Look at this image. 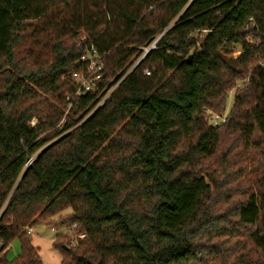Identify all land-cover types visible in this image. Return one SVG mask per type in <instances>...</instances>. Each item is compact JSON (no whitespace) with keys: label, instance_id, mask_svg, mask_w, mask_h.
Masks as SVG:
<instances>
[{"label":"trees","instance_id":"1","mask_svg":"<svg viewBox=\"0 0 264 264\" xmlns=\"http://www.w3.org/2000/svg\"><path fill=\"white\" fill-rule=\"evenodd\" d=\"M92 45L100 89L68 98ZM263 63L264 0H0V264H44L41 223L86 233L62 264H264ZM226 139L254 182L218 213Z\"/></svg>","mask_w":264,"mask_h":264},{"label":"rangeland","instance_id":"2","mask_svg":"<svg viewBox=\"0 0 264 264\" xmlns=\"http://www.w3.org/2000/svg\"><path fill=\"white\" fill-rule=\"evenodd\" d=\"M205 32L200 34V37H204ZM239 51H235L234 55H237ZM233 95L230 96L228 103L232 104ZM67 112V111H66ZM211 112L208 113V117ZM64 118L60 121L61 124ZM36 120H33L35 124ZM237 147L232 149L230 154L229 166L222 168L218 163L221 157L226 152L227 148L231 145L233 147L232 139H226L223 141L218 154L212 160L213 163V175L216 178V189L213 193L211 206L215 212H223L231 210L234 205L244 199L243 192L249 189L254 182V174L251 173L252 161L246 158V152L242 142H237ZM242 174V176H240ZM244 174V175H243ZM231 197V198H229ZM70 210H66L63 214L69 213ZM57 220V219H55ZM50 223H41L34 227L31 231L33 245L38 249L41 259L44 264H62V256L59 250L53 246L54 240L59 233H62V227L56 232L53 231ZM226 247L228 245H225ZM20 240L15 239L8 249L7 258L9 260L15 259L20 254Z\"/></svg>","mask_w":264,"mask_h":264},{"label":"built area","instance_id":"3","mask_svg":"<svg viewBox=\"0 0 264 264\" xmlns=\"http://www.w3.org/2000/svg\"><path fill=\"white\" fill-rule=\"evenodd\" d=\"M157 41L158 38L151 43L150 46L144 48V52L137 62H139L151 49L156 48ZM79 66V70L73 73V80L77 85L76 91L72 95L69 94L67 96L68 98L84 95L88 92L100 89L101 80L104 75V62L103 55L99 53L95 46L92 45L86 48L80 58ZM146 74L150 75V71H146ZM228 111L229 107L222 114L211 112L208 117V121L214 126L224 123L229 119ZM61 227L63 229L62 234H68L71 236L69 247H76L79 241L86 237L85 232H77V223L64 224L59 228L52 225L51 229L57 232Z\"/></svg>","mask_w":264,"mask_h":264},{"label":"water","instance_id":"4","mask_svg":"<svg viewBox=\"0 0 264 264\" xmlns=\"http://www.w3.org/2000/svg\"><path fill=\"white\" fill-rule=\"evenodd\" d=\"M191 57H192V55H190V56L188 57V60H189V61H190Z\"/></svg>","mask_w":264,"mask_h":264}]
</instances>
